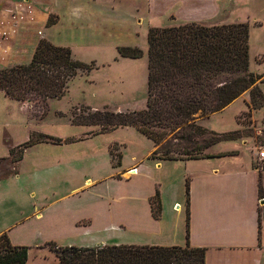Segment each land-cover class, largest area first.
<instances>
[{
  "label": "rangeland",
  "instance_id": "374dc122",
  "mask_svg": "<svg viewBox=\"0 0 264 264\" xmlns=\"http://www.w3.org/2000/svg\"><path fill=\"white\" fill-rule=\"evenodd\" d=\"M209 1L208 4L198 0L177 4L171 0L169 3L166 0H146L141 3L142 5H138L132 0L129 2L115 0V5L112 7L121 5L124 9L116 12L111 8L112 19L119 25L113 26L114 32L111 34L113 37L104 42L102 46L71 43L73 47H70L58 44L45 38L44 29L40 25H37V27L39 26L37 31H41L42 36L36 35L39 39L37 40V37L35 41L33 39L28 48L22 47L15 51L13 47L10 50L8 47L13 38L9 37L0 42V69L29 63L41 40L49 41L57 46L68 47L75 60L86 64L93 63L91 72L79 73L69 82L65 95L59 100L26 99L19 101L10 99L0 91V228L2 227L1 222L6 216L12 222L17 221L19 212L23 211L21 208L28 212L41 205H48V209H51L50 212L47 214L44 211L43 213L45 217H51L60 205H75L77 208H81L87 204L82 202L93 196L96 198L95 201L101 200V197L113 199L110 202H113V210L119 215L122 210H126L123 196L142 194L143 191L151 189L149 184H152L153 180L157 182L164 202L165 199L172 201L173 192L178 186L185 189V165L178 164L176 168L169 167V169L162 170L163 172L154 169L153 163L145 159L153 145L134 128H118L92 136L90 134L99 130L97 127L77 126L72 123V119L76 115L86 116L88 113L101 111L104 108L111 112L145 109L147 32L151 27H169L192 22L209 26L245 23L249 29V71L264 80V0ZM132 5H137L136 12L135 10L129 11L130 8L134 9ZM6 12L0 16V20L7 19ZM48 19L53 22V25L58 21V17L55 15H50ZM35 20L37 21V19ZM120 46L138 48L142 50V57L139 59L122 58L117 53V48ZM259 88L264 96V82L259 84ZM248 105L249 92L247 91L220 112L212 114L208 120H202V126L210 131L220 134L238 133V139L222 141L217 146L241 148L244 151L246 149L248 152H255L257 148L264 145V106L249 110ZM33 133L47 134L72 142L61 145L42 143L24 148L23 145ZM214 147L212 146L208 152L212 153ZM110 150L114 157L110 155ZM64 151L67 152L70 162V166L67 168L76 171L72 177L66 179H64L66 174L64 176L61 174L59 167L62 162L58 158L59 154ZM118 154L121 155L120 166L113 167L112 164L118 160ZM21 156L22 159L18 160ZM21 161L22 163H20ZM141 161L142 163H140ZM135 163L144 166L141 169L144 174L143 178L133 177L137 174L135 169L136 171L134 170L128 176H132L129 181L122 183L115 181L117 173L128 169ZM260 164L264 167V162ZM195 167L200 169L199 165H195ZM20 173L21 176L17 180H2L16 177ZM88 177L92 180L90 185L84 184ZM99 177L110 178L103 182L96 181L95 179ZM116 177L117 179H126L124 174L121 176L118 174ZM174 177H177V181L179 180L181 185H178V182L172 183ZM149 178L151 179L149 180ZM81 186V189L71 193V190ZM30 192L34 195L30 202H33L32 205H29L28 201L27 206L23 203V206L20 207L18 200L21 197H27ZM85 196L88 197L85 199ZM170 206L166 202L164 209V213L169 218L171 217ZM175 211L177 210L175 209ZM79 212H84V210L81 209ZM173 213H180L183 217V211ZM89 222V220H84L78 225ZM39 228L41 230L33 235L36 237L34 245H40L39 242L50 237L56 239L53 241L57 243L56 246L61 245L60 247L72 241L83 243L81 241L83 238L79 235L60 239L53 228L45 229L44 227L42 229L40 226ZM120 232L121 229L118 228L113 229L112 233L95 236L97 239L109 237L110 240L100 246L113 243L120 245L123 243L121 242L122 236L126 238L122 241L143 242L140 239L142 237L133 232H125L123 235ZM43 246L48 250L45 245ZM41 248L43 247L41 246ZM33 252L41 253L38 246L33 248ZM48 252L56 256L53 251L49 250ZM57 261L56 257V263Z\"/></svg>",
  "mask_w": 264,
  "mask_h": 264
},
{
  "label": "trees",
  "instance_id": "16d2710c",
  "mask_svg": "<svg viewBox=\"0 0 264 264\" xmlns=\"http://www.w3.org/2000/svg\"><path fill=\"white\" fill-rule=\"evenodd\" d=\"M53 25L50 19L47 27ZM122 58L139 59L142 50L120 46ZM147 99L141 111L111 112L107 108L76 115L77 126H95L92 136L132 127L148 139L156 161H190L221 157L208 150L222 141L238 139V133L220 134L202 126V120L220 112L249 92V110L264 106L260 76L249 71V29L245 23L203 25L185 23L151 27L147 32ZM93 63L75 60L68 47L39 41L29 63L0 69V91L13 100H59L79 73H89ZM261 80V81H260ZM75 121V122H74ZM47 134L30 135L24 148L36 144H68ZM110 150V155L114 157ZM11 153V151H10ZM23 155V153H22ZM112 164L120 166L121 155ZM22 156L20 157L21 160ZM186 186V195L188 187ZM154 219H159V192L149 199ZM189 211L186 209V226ZM106 245L92 248L44 245L57 257L56 264H205L204 248ZM30 247L13 246L0 235V264H26Z\"/></svg>",
  "mask_w": 264,
  "mask_h": 264
},
{
  "label": "crops",
  "instance_id": "0c3cea01",
  "mask_svg": "<svg viewBox=\"0 0 264 264\" xmlns=\"http://www.w3.org/2000/svg\"><path fill=\"white\" fill-rule=\"evenodd\" d=\"M17 1L21 0H0V16L5 11L11 10ZM26 1L34 7L37 21L29 28H20L18 34L11 40L12 43L9 44L10 50L13 47L16 51L22 47L31 46V41L33 39L35 41L37 37L36 31L39 28L37 25L44 29L46 39L64 46L73 47L71 43L102 46L104 42L113 37H111L114 32L113 26L119 25L112 19L111 8L115 9L116 12L124 9L121 5L112 7L115 5V0ZM132 1L137 2L138 5L146 2V0ZM169 1L166 0L168 3ZM171 1L184 4L191 0ZM198 1L207 4L210 2L209 0ZM136 6L134 5L132 7L134 9L130 8L129 11L135 10L136 12ZM50 15L57 16L58 21L51 27H47L46 24ZM217 145H215L212 153L222 156L211 159L185 162L149 160L148 156L154 150L153 146L146 154L145 159L151 161L152 167L160 172L169 169V167L176 168L178 164H184L186 171L184 178L185 185L188 187V195H186V186L185 189L178 186L173 192L172 201L165 199L164 202L157 182L153 180L152 184H149L151 189L143 191L142 194L123 196L126 210H122L119 215L113 210V202H110L113 199L101 197V200L95 201L96 198L94 196L91 198L90 194L88 195L90 199L85 202L81 201L87 203L84 207L77 208L75 205L63 204L51 217H45L43 213L44 211L47 214L50 212L51 209H48V205H41L37 209L34 205L35 209L28 212L21 208L24 212H19L18 220L15 222L6 216L1 222L0 235L7 234L13 246L30 247L26 264H56V256L50 254L49 249L46 250L43 246L47 242L56 241V239L50 237L39 242L40 245H34L36 237L33 235L41 230L39 226L42 229L44 227L45 229L53 228L60 239L79 235L83 238L81 240L83 243L72 241L65 243L66 245H62V247L75 246L80 248L100 247V244H106L107 240H110L109 237L97 239L95 235H106L118 228L121 229L122 235L125 232H133L142 237L140 239L143 241L142 243H136L138 241L132 240L126 242L122 241V239L126 240L122 236L121 242L123 243L120 245L183 247L187 241V228L189 245L206 250L205 264H264V167L260 164L262 161L257 159L256 150L255 152H248L246 149L244 151L241 148H221ZM58 158L62 162V165L58 166L61 169V174L63 176L66 174L64 179L72 177L76 171L67 168L70 166L67 152L64 151V153L59 154ZM140 163H135L128 169L117 173V176L124 174L126 179H117L115 175V181L118 183L129 181L132 176H128L135 169L137 174L133 177L143 178L144 174L141 169L144 166ZM195 165H199L200 169L196 168ZM20 176L21 173L16 177L2 180H17ZM108 178L99 177L95 180L103 182ZM91 182V178L88 177L84 184L90 185ZM177 182L178 185H181L180 181H177V177H174L172 183ZM82 186L71 190V193L78 191ZM156 190L159 192L161 202V213L157 220L152 217L149 204V199L154 196ZM31 193L18 200L20 207L23 206V203L28 204V201L29 205H32L33 202H30L34 195ZM88 196H85V199ZM166 202L171 205L170 218L164 213ZM104 203L106 205H102ZM81 209L84 212H79ZM175 209L178 212L183 211V217L180 213L174 214L173 212H177ZM186 209L189 211L188 227L186 226ZM174 215L175 217H173ZM84 220L90 222L78 225ZM92 236L93 238H91ZM111 245H118V243ZM36 246L40 248L41 253L33 252V248Z\"/></svg>",
  "mask_w": 264,
  "mask_h": 264
},
{
  "label": "built area",
  "instance_id": "2783aa9c",
  "mask_svg": "<svg viewBox=\"0 0 264 264\" xmlns=\"http://www.w3.org/2000/svg\"><path fill=\"white\" fill-rule=\"evenodd\" d=\"M7 19L0 20V42L6 38H13L18 34L21 27L29 28L36 24L35 9L26 0L17 1L15 6L8 10ZM3 25V26H2ZM41 31H37V36L41 37ZM257 159L264 162V146L256 149Z\"/></svg>",
  "mask_w": 264,
  "mask_h": 264
}]
</instances>
